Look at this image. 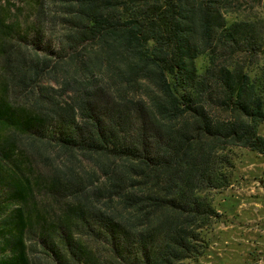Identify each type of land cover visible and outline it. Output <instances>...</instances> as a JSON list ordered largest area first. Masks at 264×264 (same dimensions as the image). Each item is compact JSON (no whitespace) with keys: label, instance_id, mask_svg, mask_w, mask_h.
Returning a JSON list of instances; mask_svg holds the SVG:
<instances>
[{"label":"trees","instance_id":"obj_1","mask_svg":"<svg viewBox=\"0 0 264 264\" xmlns=\"http://www.w3.org/2000/svg\"><path fill=\"white\" fill-rule=\"evenodd\" d=\"M234 1L47 0L62 28L53 58L30 54L0 18L1 181L17 202L0 264H110L100 239L116 264L206 254L229 152L264 159V43L240 58L249 27Z\"/></svg>","mask_w":264,"mask_h":264},{"label":"rangeland","instance_id":"obj_2","mask_svg":"<svg viewBox=\"0 0 264 264\" xmlns=\"http://www.w3.org/2000/svg\"><path fill=\"white\" fill-rule=\"evenodd\" d=\"M35 1L0 0V18L4 27L2 29L6 30L10 25H15L16 33L12 35L15 42L24 44L22 47L27 46L32 55L39 51L41 55L53 58L56 56L55 47L61 39L62 28L55 25L52 5H45L47 0H43L42 5L46 8L40 10L41 14L44 13L40 16ZM233 8L235 18L248 22L247 43L243 46L244 51L239 53L242 60L248 61L252 59L249 50L264 43V0H235ZM35 22L39 24L45 22L42 33L44 42L38 46L36 44L33 46L31 42ZM3 75V58L0 53V77ZM13 91L11 88L10 100L14 97ZM261 134L264 135V126L261 128ZM229 155L234 163L231 172L232 184L215 196V206L222 218L209 235L210 245L206 254L194 264H264V159L261 155L244 148H234ZM55 156L56 154L54 158ZM57 162L61 163L60 160ZM26 167L28 168L27 165ZM34 169L35 175L38 173L46 177L49 174V170L39 159L34 163ZM6 174V171L0 170V228H3L0 233V259L12 254L10 248L7 249L3 245L9 235V227L3 223L17 206V202L11 201L9 197L8 183L4 184L1 181V177ZM37 191L39 203L45 198V192L41 190L39 193V189ZM39 240L34 233L27 232L25 236L29 251L35 255L42 251ZM94 246L100 247L99 251L110 264H116L112 255L107 252L109 247L105 245L103 239ZM41 264H47V261L43 259Z\"/></svg>","mask_w":264,"mask_h":264}]
</instances>
